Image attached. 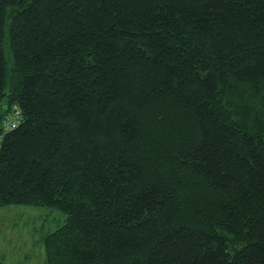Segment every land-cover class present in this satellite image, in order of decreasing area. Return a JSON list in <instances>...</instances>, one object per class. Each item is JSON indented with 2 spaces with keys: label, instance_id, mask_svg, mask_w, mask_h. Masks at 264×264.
Listing matches in <instances>:
<instances>
[{
  "label": "trees",
  "instance_id": "16d2710c",
  "mask_svg": "<svg viewBox=\"0 0 264 264\" xmlns=\"http://www.w3.org/2000/svg\"><path fill=\"white\" fill-rule=\"evenodd\" d=\"M14 103L0 207L65 217L44 264H264V0H0Z\"/></svg>",
  "mask_w": 264,
  "mask_h": 264
},
{
  "label": "rangeland",
  "instance_id": "374dc122",
  "mask_svg": "<svg viewBox=\"0 0 264 264\" xmlns=\"http://www.w3.org/2000/svg\"><path fill=\"white\" fill-rule=\"evenodd\" d=\"M64 223L60 212L46 208L0 207V264H44V238Z\"/></svg>",
  "mask_w": 264,
  "mask_h": 264
},
{
  "label": "built area",
  "instance_id": "2783aa9c",
  "mask_svg": "<svg viewBox=\"0 0 264 264\" xmlns=\"http://www.w3.org/2000/svg\"><path fill=\"white\" fill-rule=\"evenodd\" d=\"M24 120L22 108L18 104H12L7 108L0 123V144L5 132L17 128Z\"/></svg>",
  "mask_w": 264,
  "mask_h": 264
}]
</instances>
